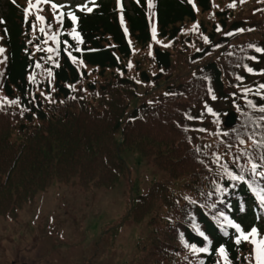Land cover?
Returning a JSON list of instances; mask_svg holds the SVG:
<instances>
[{
	"label": "trees",
	"instance_id": "1",
	"mask_svg": "<svg viewBox=\"0 0 264 264\" xmlns=\"http://www.w3.org/2000/svg\"><path fill=\"white\" fill-rule=\"evenodd\" d=\"M148 1L124 0L119 12L112 0H95L91 12L74 13L73 25L64 15L55 60L49 63L30 39V21L17 0H0L6 54L0 67V121L8 120L0 124V216L15 217L53 181L76 182L83 190L111 188L129 176L120 148L137 147L165 177L126 208L122 221L145 225L148 232L140 243L142 255L131 264H216L215 249L221 246L228 264H247L249 246L236 244L235 229L223 216L242 230L264 231V205L248 183L232 181L224 170L251 181L244 171L248 157L240 153L259 163L262 151L248 139L264 131V112L258 110L264 107L259 88L264 51L255 50L264 49V36L252 38L260 34V23L257 27L240 15L252 0H153L151 7ZM260 4L263 9L264 0ZM149 12L155 16V38L168 48L151 43ZM172 68L185 70L177 82L168 81ZM134 80L152 91L165 85L161 95L145 94L144 102L131 104ZM245 89L251 91L245 95ZM103 106L110 117L90 131L94 143L78 152L70 146L77 120L92 127L103 118ZM204 106L212 109L209 116L216 114L212 123L204 118ZM229 111L235 124L225 129ZM209 241L208 253L191 251Z\"/></svg>",
	"mask_w": 264,
	"mask_h": 264
},
{
	"label": "rangeland",
	"instance_id": "2",
	"mask_svg": "<svg viewBox=\"0 0 264 264\" xmlns=\"http://www.w3.org/2000/svg\"><path fill=\"white\" fill-rule=\"evenodd\" d=\"M73 1L57 0L40 4L38 7L41 11L34 7L29 15L25 16L24 10L28 7V0H17L25 19L30 21V39L36 41V48L45 54L49 63L55 60L58 32L64 20L60 14L65 13L67 19L68 12L82 10L93 0L80 4ZM261 1L263 0L246 3L240 14L243 21L256 22L257 27L260 23L259 28L263 30L258 28L257 31L261 32L252 37L254 39L260 38V35L264 36V8H257ZM52 4L58 5L59 9H53ZM150 4L152 6L153 0L148 1V5ZM37 15L44 18L42 22L36 20ZM57 17L61 22H57ZM147 19L151 43L168 48L166 43L153 37L155 28L153 13L149 12ZM119 21L123 24L121 19ZM52 36H56L55 42L51 39ZM0 48L4 49L0 55V61H3L0 63L2 68L6 54L1 38ZM215 53L216 51L212 55ZM146 55L148 56V53ZM174 60L179 65L183 64L182 57L177 54H174ZM127 64L130 65L129 62ZM177 71V68L169 71L171 76L168 81L177 82V77L185 72ZM254 78L256 77H251L250 80ZM134 81L136 88L129 101L131 104L144 102L148 98L145 94L153 96L154 92L160 91L161 95V89L165 85L163 82L152 91L149 85ZM205 95L207 98L210 97ZM211 105L223 107L221 103L213 102ZM208 108L204 106V118L210 120L213 115H208ZM102 112L103 118L93 123L92 127L81 119L77 120L76 129L71 132L72 148L81 152L94 143L92 137L95 131H90L104 127L105 116L110 117V109L107 106H103ZM6 122L8 120L4 123L0 121V124ZM212 122L213 118L210 120V123ZM118 155L129 176L119 178L111 188L83 190L76 182L61 184L53 181L48 188L37 192L28 204L17 210L15 217L0 216V264H131L137 256L142 255L139 250L141 240L148 233L146 226L135 225L130 220L123 222L122 219L126 208L135 201V198L144 195L153 183L163 181L165 175L137 147L127 150L120 148ZM25 160L31 159L27 157ZM259 232L264 234V231ZM245 243L249 246L247 264H254L253 245ZM216 264H225V261L217 255Z\"/></svg>",
	"mask_w": 264,
	"mask_h": 264
},
{
	"label": "snow or ice",
	"instance_id": "3",
	"mask_svg": "<svg viewBox=\"0 0 264 264\" xmlns=\"http://www.w3.org/2000/svg\"><path fill=\"white\" fill-rule=\"evenodd\" d=\"M49 2H50V0H35V4H33V0H28V7L25 8V10H24L25 16H28L30 13V10L33 9L34 7L36 8L37 11H41V9L38 7V5L47 4ZM241 2H244V0H241ZM234 6H235V4L229 5V7H234ZM51 7L53 9H57V10L59 9V6L56 4H52ZM150 7H151V4H150ZM87 11L91 12L92 9L87 8ZM60 15L63 16L64 14L61 13ZM67 15L74 23L76 22L77 17L72 12H68ZM43 19L44 18L40 15L36 16V20L39 22H42ZM122 20H123V18H122ZM57 22L58 23L61 22L59 17H57ZM0 23H2V21H0ZM193 27H194V29L196 28L195 25ZM41 31H43V29H41ZM72 34L74 37L77 36L75 28L73 29ZM153 37L155 38V28H153ZM51 39L55 42L56 36H52ZM205 41L207 42V38H205ZM255 50L257 52L264 51V49H260V48H256ZM49 51H51V49H49ZM3 52H4V49L0 48V55H2ZM252 59H255V58L253 57ZM2 62L3 61H0V63H2ZM247 71L251 72L252 69L248 68ZM49 75H51V73H49ZM237 79H241V78L237 77ZM259 88L264 89V84H261L259 86ZM250 91H251V89H245V95H247V93ZM210 94H211V90H210ZM256 94L257 95L260 94L259 89H257ZM261 98L264 99V97H261ZM212 99H216V97L213 95ZM12 103H16V101H12ZM248 103L250 106H252L251 101H248ZM258 110L260 112H264V107H261ZM208 111L212 112V109L209 108ZM213 115H216V114L213 113ZM224 115L226 116L227 114H224ZM261 119L264 120V117H261ZM255 127L257 129H260L261 125L259 123H256ZM201 131H204V130L201 129ZM225 134H227V133H225ZM257 136H259L260 139H256ZM248 139L252 142V145L254 148L262 150L261 154L258 157V159L260 161L259 163L254 162L250 153H246V152L240 153L241 156H247L248 157V165L250 167H248L244 171H247L252 176V180L246 181L244 175H239V176L233 175L231 172H228L226 166L224 167V170L232 181L248 183L249 187H251L253 192L256 194L259 202L262 205H264V187H262V184H264V131H262V132L254 131L252 134H250L248 136ZM240 143L244 144V140L241 139ZM235 159L238 162L239 156H237ZM216 160L219 161L220 157L216 156ZM221 215H223V214H221ZM223 219H224L225 223L227 224V226L235 229V232H236L235 242L237 245L244 243V242L251 243L253 245L252 259L254 261V264H264V234L260 233L256 227H252L250 230H247V231L242 230L240 225L234 224L226 216H223ZM199 234L201 236H204L203 232H200ZM225 235H227L226 231H225ZM204 239H205V241H208L207 236H204ZM210 246H211L210 241L208 243H206L204 247H200V248H196L193 245V246H191V251L200 252V253H208ZM185 247H189V245L186 244ZM215 251H216V254H218L221 257V259L223 261H225V264H228V256H227L225 248L223 246H221L218 249H215Z\"/></svg>",
	"mask_w": 264,
	"mask_h": 264
},
{
	"label": "water",
	"instance_id": "4",
	"mask_svg": "<svg viewBox=\"0 0 264 264\" xmlns=\"http://www.w3.org/2000/svg\"><path fill=\"white\" fill-rule=\"evenodd\" d=\"M235 123V116H234V113L233 112H229L225 117H224V120H223V127L224 128H231Z\"/></svg>",
	"mask_w": 264,
	"mask_h": 264
}]
</instances>
